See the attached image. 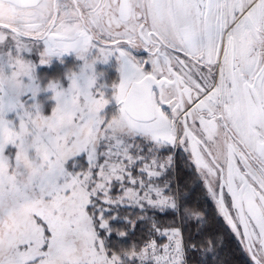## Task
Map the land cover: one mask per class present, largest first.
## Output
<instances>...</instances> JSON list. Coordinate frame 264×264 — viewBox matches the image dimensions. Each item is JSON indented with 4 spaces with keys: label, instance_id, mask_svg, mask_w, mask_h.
<instances>
[{
    "label": "snow or ice",
    "instance_id": "6c2138e0",
    "mask_svg": "<svg viewBox=\"0 0 264 264\" xmlns=\"http://www.w3.org/2000/svg\"><path fill=\"white\" fill-rule=\"evenodd\" d=\"M0 264H264V0H0Z\"/></svg>",
    "mask_w": 264,
    "mask_h": 264
},
{
    "label": "rangeland",
    "instance_id": "374dc122",
    "mask_svg": "<svg viewBox=\"0 0 264 264\" xmlns=\"http://www.w3.org/2000/svg\"><path fill=\"white\" fill-rule=\"evenodd\" d=\"M92 55H95V53H92ZM32 59L33 61H36L37 58L33 56ZM71 60L64 63L63 61L58 60V58L53 57L47 65H38L36 69V76L39 80L42 91L38 94L37 100L41 105L43 115H49L51 109L55 106V101L51 98L53 95L52 92L44 91L43 89L47 87L50 80L57 78L59 79L61 87H67V81L63 78L64 72L69 68L77 70L82 63L76 58L73 61ZM94 71L98 74V85H110L117 79L118 76L116 72V62L114 59H110L106 64L97 62L94 65ZM105 91L110 90L105 89Z\"/></svg>",
    "mask_w": 264,
    "mask_h": 264
},
{
    "label": "flooded vegetation",
    "instance_id": "af4514ba",
    "mask_svg": "<svg viewBox=\"0 0 264 264\" xmlns=\"http://www.w3.org/2000/svg\"><path fill=\"white\" fill-rule=\"evenodd\" d=\"M93 53H94V52H93ZM75 58H76V57H75V54H73V53H68V54H64V55H62L60 58H58V60L63 61L64 63H67V62L70 61L71 59H72L71 61H73ZM209 201L212 203V206H213V208H214L215 206H214L213 202H212L210 199H209ZM221 223H223L222 219H221ZM224 227L227 228V225L225 224Z\"/></svg>",
    "mask_w": 264,
    "mask_h": 264
},
{
    "label": "trees",
    "instance_id": "16d2710c",
    "mask_svg": "<svg viewBox=\"0 0 264 264\" xmlns=\"http://www.w3.org/2000/svg\"><path fill=\"white\" fill-rule=\"evenodd\" d=\"M208 205H209L212 209H214L213 206H212V203H211L210 201H208ZM244 259H247V257L245 256Z\"/></svg>",
    "mask_w": 264,
    "mask_h": 264
}]
</instances>
